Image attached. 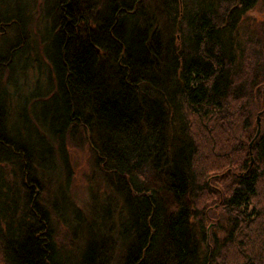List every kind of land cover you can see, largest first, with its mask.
<instances>
[{"label":"trees","instance_id":"trees-1","mask_svg":"<svg viewBox=\"0 0 264 264\" xmlns=\"http://www.w3.org/2000/svg\"><path fill=\"white\" fill-rule=\"evenodd\" d=\"M43 1L51 2L44 96L59 100L44 106L33 143L8 116L20 87L12 77L36 62L26 41L31 5L11 11L0 0V70L8 71L0 86V263L264 264V213L255 205L259 190L264 196V111L251 165L248 151L264 105V15H249L261 0ZM80 135L106 187L97 195L90 187L84 214L87 203L67 193L65 144ZM55 167L64 181L51 209L65 222L68 247L38 196L41 172ZM205 193L222 211L212 233ZM257 242L259 259L248 247Z\"/></svg>","mask_w":264,"mask_h":264},{"label":"rangeland","instance_id":"rangeland-1","mask_svg":"<svg viewBox=\"0 0 264 264\" xmlns=\"http://www.w3.org/2000/svg\"><path fill=\"white\" fill-rule=\"evenodd\" d=\"M10 2V5L12 6L11 11L15 10L16 6H24L25 3L27 4L28 2H30L33 17L26 28V41H28V55L31 58L36 59V62L33 66V62L30 61L29 64L33 67L28 69L27 72H24V74H21L19 80L17 75L12 77V80L16 81V84L20 83V87H18V94L20 96H18L17 92H14L12 94L14 96H12V99L9 100L10 113L8 116H10L9 121H11V124L13 123L12 126L17 127V129L23 128L25 137H28L33 143H37L38 141L36 138H38V136L36 135V132H39V135H41V131L43 130L41 129L40 119L41 116L46 114L47 110L44 106L52 105L54 104V102L56 103L59 100L58 97L57 99L54 98L53 100H47L48 97L45 99L46 93L49 90L48 82L46 79L48 66L44 61L42 51H44L45 47V44H43V36L47 34L44 26L50 24V19H45V12L46 9L50 7L51 2H48L45 6L43 0H10ZM249 15L256 19H262L264 15V0L259 1L255 8L251 12H249ZM37 63L41 64V73H38ZM7 77L8 71L0 70V86H6L5 81ZM36 86H38V90L36 91L38 93V96L32 97L31 95L35 92L34 88ZM25 100L27 102L26 104ZM22 107H24V109ZM65 145L68 154L69 165L72 172L67 193L69 195V198H71L79 207L84 208L82 206V203H87V206H85V208L81 210V212L84 214L85 211L86 213L91 211V199L89 200L88 197L90 187L92 188V191H95L96 195L102 194L104 193L103 190L106 189L105 183H103L98 175H96L92 156L83 135H80L79 138L69 136L66 140ZM62 173L63 171H60L58 167H55L52 172L43 169L40 174L43 189L38 196H40V202L51 210V218L53 223L52 226L56 232V241L59 243V245L61 244L65 247H68V237L66 236L67 230L64 226L65 222L62 220V218L59 217L60 214L54 212L51 209L52 199H54V193H56L54 187L56 186V184H59L60 181H64V176ZM57 199L58 202L61 201L58 197ZM200 202L206 203L205 210L208 208L207 211H204L206 217L209 218L208 220L210 221V224L206 225V227H208V232L210 231L212 233V231L210 230L211 223H214L215 219L219 220L220 217H222L221 208H213L215 206L213 205L214 201L212 199H209L206 193L204 197H202ZM61 205L62 203L60 204V206ZM255 205L264 213V196L261 190H259L258 196L255 199ZM70 216L71 213L68 211L66 214H64V219L70 218ZM259 221L258 223H261V218ZM255 238L256 235L253 234L252 239L255 240ZM249 244L250 246L248 247H250L249 249L252 251V256L256 259H259L258 254L255 252V249L259 246L258 242L255 247H253L252 243ZM239 248L240 247H237V249ZM262 250L264 253L263 247Z\"/></svg>","mask_w":264,"mask_h":264},{"label":"water","instance_id":"water-1","mask_svg":"<svg viewBox=\"0 0 264 264\" xmlns=\"http://www.w3.org/2000/svg\"><path fill=\"white\" fill-rule=\"evenodd\" d=\"M262 98H263V100H264V85H263V88H262ZM264 111V105H263V109L256 115V117H255V121H254V123H255V126H256V130H255V133H254V135H253V137H252V139L250 140V142L248 143V151H249V154H250V165L252 164V161H253V158H252V156H251V145H252V142H253V140L257 137V135L259 134V132H260V127H261V119H260V115H261V113Z\"/></svg>","mask_w":264,"mask_h":264}]
</instances>
